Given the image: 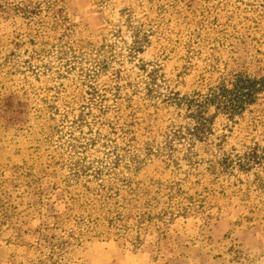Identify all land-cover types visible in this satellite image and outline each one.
Here are the masks:
<instances>
[{
	"label": "rangeland",
	"instance_id": "1",
	"mask_svg": "<svg viewBox=\"0 0 264 264\" xmlns=\"http://www.w3.org/2000/svg\"><path fill=\"white\" fill-rule=\"evenodd\" d=\"M240 75H264V0H0V264L51 247L58 264H264V92L206 107L191 146L173 100ZM78 163L103 187L68 181ZM98 191L121 234L79 222Z\"/></svg>",
	"mask_w": 264,
	"mask_h": 264
},
{
	"label": "trees",
	"instance_id": "2",
	"mask_svg": "<svg viewBox=\"0 0 264 264\" xmlns=\"http://www.w3.org/2000/svg\"><path fill=\"white\" fill-rule=\"evenodd\" d=\"M55 18V17H54ZM264 92V75L260 77H247V76H236L232 83H230L229 87L225 84H221L218 87L209 90V92L205 95H193L191 97H179L178 95H173L175 98L174 104L176 106H186L193 111L189 112L190 118L193 119V125L185 128L186 137H187V145L191 146L196 141H201L206 137L208 133H210L209 128V119L203 115V111L208 106H215L217 111L226 113L229 116L240 114L247 105L252 104L257 95ZM176 131V130H175ZM264 153V152H263ZM117 160L119 157L116 156ZM69 177L68 181H79V179L83 176L85 178H93L99 180L98 186L103 187L100 182L103 181V170L94 171L91 175H86L84 165L78 163L77 165H70L69 167ZM108 192V191H107ZM118 191L115 192V194ZM103 195L98 192L93 194V199H87L86 202L82 205L90 206L91 210H98L101 212L97 214L95 217H92L89 214H80L79 222L90 229V232L93 235L99 236L98 230H104L103 234H110V230L114 227L118 230L117 234H121L123 229L119 222V213L116 212L115 215H111L112 212L108 209H97V205L100 203ZM76 202V200H74ZM80 205L79 208L83 206ZM84 212V211H83ZM59 247H51L47 256V260H38L36 263L33 261H29L28 264H58L57 263V249ZM47 261L51 262L48 263Z\"/></svg>",
	"mask_w": 264,
	"mask_h": 264
}]
</instances>
